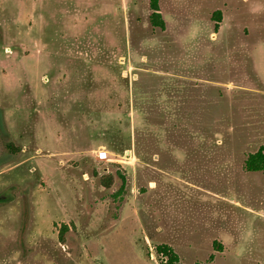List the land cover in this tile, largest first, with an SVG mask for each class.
Segmentation results:
<instances>
[{
    "label": "rangeland",
    "instance_id": "374dc122",
    "mask_svg": "<svg viewBox=\"0 0 264 264\" xmlns=\"http://www.w3.org/2000/svg\"><path fill=\"white\" fill-rule=\"evenodd\" d=\"M159 4L0 0V264H264V0Z\"/></svg>",
    "mask_w": 264,
    "mask_h": 264
},
{
    "label": "trees",
    "instance_id": "16d2710c",
    "mask_svg": "<svg viewBox=\"0 0 264 264\" xmlns=\"http://www.w3.org/2000/svg\"><path fill=\"white\" fill-rule=\"evenodd\" d=\"M149 6L151 9L150 15H149V21L153 27H159L161 29L166 28V21L162 16V13L160 11V4L159 0H149ZM213 19L216 22V25L218 22L221 21L222 18V11L221 9H216L213 14ZM18 150V148H16ZM243 168L245 171H264V146L259 147L256 151L250 152L246 155L244 159ZM103 179V184L105 186H110L113 184V176L112 175H106ZM124 180V177H122ZM124 189V184L121 185V187L118 190V193ZM69 230V226L67 224H62L59 229V239L61 241H65V233ZM213 247L217 251H223L224 247L221 242L218 240L213 241ZM157 251L162 255V264H186L184 263L179 254L168 244L161 243L156 246ZM166 257V261L163 260V258ZM210 260L214 259V254H211L209 256ZM193 264H206L202 261H196Z\"/></svg>",
    "mask_w": 264,
    "mask_h": 264
},
{
    "label": "built area",
    "instance_id": "2783aa9c",
    "mask_svg": "<svg viewBox=\"0 0 264 264\" xmlns=\"http://www.w3.org/2000/svg\"><path fill=\"white\" fill-rule=\"evenodd\" d=\"M96 154H97L98 159H100V160H109L107 150L99 149V150H97Z\"/></svg>",
    "mask_w": 264,
    "mask_h": 264
},
{
    "label": "water",
    "instance_id": "95a60500",
    "mask_svg": "<svg viewBox=\"0 0 264 264\" xmlns=\"http://www.w3.org/2000/svg\"><path fill=\"white\" fill-rule=\"evenodd\" d=\"M1 199H7V196H1ZM164 261H166V257L163 258Z\"/></svg>",
    "mask_w": 264,
    "mask_h": 264
}]
</instances>
